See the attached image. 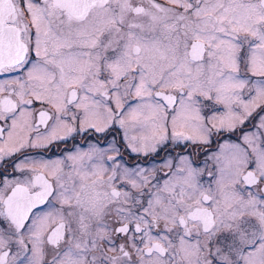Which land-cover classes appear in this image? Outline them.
Segmentation results:
<instances>
[{
    "label": "snow or ice",
    "instance_id": "snow-or-ice-1",
    "mask_svg": "<svg viewBox=\"0 0 264 264\" xmlns=\"http://www.w3.org/2000/svg\"><path fill=\"white\" fill-rule=\"evenodd\" d=\"M0 264H264V0H0Z\"/></svg>",
    "mask_w": 264,
    "mask_h": 264
}]
</instances>
